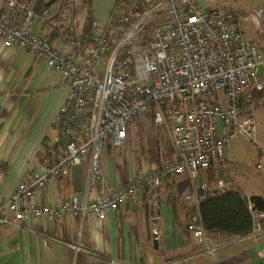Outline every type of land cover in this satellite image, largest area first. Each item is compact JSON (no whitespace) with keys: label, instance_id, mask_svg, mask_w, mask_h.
I'll return each instance as SVG.
<instances>
[{"label":"built area","instance_id":"2783aa9c","mask_svg":"<svg viewBox=\"0 0 264 264\" xmlns=\"http://www.w3.org/2000/svg\"><path fill=\"white\" fill-rule=\"evenodd\" d=\"M8 5L10 15H0L3 47L24 50L45 64L62 78L68 93L53 120L56 135L45 142L43 171L25 176L0 205V226L21 228L29 217L104 220L122 205L135 209L147 189L184 175L191 189L181 202L197 208L229 189V178L210 183L204 176L230 142L242 137L258 144L254 94L264 93V7L254 11L257 27L249 37L235 15L195 0H118L104 27L93 22L92 42L86 46L76 33L57 45L37 35L34 21L46 20L48 10L38 14L17 0ZM148 114L156 127L167 128L171 158L130 177L124 187L98 191L102 155L109 147L122 149L132 123ZM82 164L87 176L80 193L56 206L39 203L51 182L69 178ZM256 168L264 174V153ZM160 203L157 197L153 206ZM252 214L251 231L236 242L264 236V213ZM188 231L209 253L230 244L208 245L198 215ZM42 242L49 247V237L42 235Z\"/></svg>","mask_w":264,"mask_h":264},{"label":"crops","instance_id":"0c3cea01","mask_svg":"<svg viewBox=\"0 0 264 264\" xmlns=\"http://www.w3.org/2000/svg\"><path fill=\"white\" fill-rule=\"evenodd\" d=\"M8 1L0 0V15H10ZM17 1L28 3L34 9L42 4L41 0ZM117 4L118 0L54 2L46 20L35 19V32L57 45L64 38L80 34L89 11L93 22L104 27ZM205 6L202 5L207 9ZM238 20L245 33L253 37L257 27L254 15L250 18L240 14ZM263 40L260 41L264 52ZM62 83L60 76L26 51L6 49L0 42V205L25 176L43 171L45 142L50 144L56 135L53 120L68 93ZM260 120L256 124L257 146L238 138L225 147L222 159L212 166L217 180L229 178L231 181L227 191L240 192L247 198L264 194L256 181H264V174L255 172L264 153V116ZM247 142L253 149L252 154L246 151ZM104 155L103 183L98 191L110 192L124 187L130 177L146 174L132 175L109 150ZM86 176V164L73 168L69 178L54 180L39 194V203L56 206L64 198L80 193ZM204 178L210 183L217 181L210 179L209 172ZM190 189L187 176L173 178L171 185L162 189L164 199L154 217L146 204H141V196L135 209L122 205L117 212H109L104 220L91 215L82 222L72 215L58 221L29 217L21 228L0 226V264H264V236L236 242L237 237L209 234L208 245L230 243L209 253L207 245L198 244L183 230L181 220L175 219L169 197L181 198ZM143 223L147 229L142 237ZM155 233L158 250L153 247ZM42 235L50 239L48 248L43 246Z\"/></svg>","mask_w":264,"mask_h":264},{"label":"rangeland","instance_id":"374dc122","mask_svg":"<svg viewBox=\"0 0 264 264\" xmlns=\"http://www.w3.org/2000/svg\"><path fill=\"white\" fill-rule=\"evenodd\" d=\"M195 1H198L202 5H206L205 7H207V9H211L214 7L226 10L232 15L239 13L242 14V16H247L250 18H252L256 9L264 7V0ZM262 46L264 48V40ZM256 105L257 121L259 120L258 122L260 123V117L264 116V98L257 102ZM246 144V151L249 154H252L253 149L251 148L248 142ZM107 150H109L114 155L120 165L124 164L125 167L129 169L132 175H141L145 172H151L152 167L161 166L164 162L168 161L172 153L171 142L167 128L156 127L152 121L151 114H148L139 121L132 123L128 132V138L122 149L117 150L113 147H109ZM101 159L103 165V162H105V155H102ZM255 172L258 175L262 174L260 171L258 172L255 170ZM256 181L258 182V187L260 188V190H263L264 181L262 179H258ZM158 195H160L159 198L162 201L164 199V193L162 192ZM154 198L150 199L149 201L145 200L147 203L143 204L144 206L146 204V207L148 209V212H150L151 217H154L156 215L157 209L159 208L151 204ZM182 198L183 196L180 199ZM142 203L143 202H141V204ZM146 229V225L143 223L140 228L142 237L146 233Z\"/></svg>","mask_w":264,"mask_h":264},{"label":"trees","instance_id":"16d2710c","mask_svg":"<svg viewBox=\"0 0 264 264\" xmlns=\"http://www.w3.org/2000/svg\"><path fill=\"white\" fill-rule=\"evenodd\" d=\"M41 0L42 4L35 8V11L40 14L44 10H48L52 0ZM240 15V14H239ZM239 15H235L238 18ZM93 31V18L88 12V17L83 30L79 36L83 40L86 46H89L92 42ZM264 98V93H255L254 102H259ZM171 158V157H170ZM207 172L210 173V179H216L214 168L211 167ZM207 176V174H206ZM173 178H169L163 182L159 188H149L141 196V202L147 203L154 197H160L163 188H167L172 183ZM217 180V179H216ZM155 200V198H154ZM153 200V201H154ZM153 201L151 204L153 205ZM169 201L172 202V209L175 215V219L181 220V226L183 230L190 234L188 231V224L191 222L192 217L198 215L203 226L204 232L209 234H224L231 237H241L247 235L253 226V214L250 209L248 198L246 195L240 192L225 191L218 197L210 198L207 201L201 203L197 208L194 205L182 203L180 196H171ZM149 203V202H148ZM161 205V204H160ZM160 207V206H159ZM159 210V208L157 209ZM182 218V219H181Z\"/></svg>","mask_w":264,"mask_h":264},{"label":"water","instance_id":"95a60500","mask_svg":"<svg viewBox=\"0 0 264 264\" xmlns=\"http://www.w3.org/2000/svg\"><path fill=\"white\" fill-rule=\"evenodd\" d=\"M249 205L251 206L252 212L264 213V197L263 195H251L248 198ZM153 247L155 250L159 249L158 236L155 233L153 235Z\"/></svg>","mask_w":264,"mask_h":264}]
</instances>
